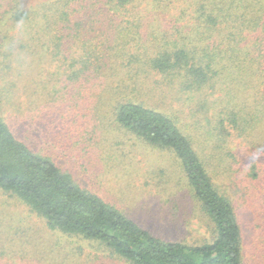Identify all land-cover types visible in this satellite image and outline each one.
Instances as JSON below:
<instances>
[{
  "label": "trees",
  "instance_id": "1",
  "mask_svg": "<svg viewBox=\"0 0 264 264\" xmlns=\"http://www.w3.org/2000/svg\"><path fill=\"white\" fill-rule=\"evenodd\" d=\"M138 8L146 15L133 14ZM124 15L126 27L119 20ZM89 19L114 23L111 39L100 44L110 54L99 56L98 42L72 58L67 49L79 36L72 30ZM150 20H166L171 30L159 31L151 43L140 41ZM1 48L0 89L13 96L20 83L29 86L24 95L31 111L32 100L38 99L41 112L57 113L53 103H62L69 112H60V120L78 119L73 97L91 101L95 89L97 104L110 111L109 124L95 134L111 135L118 147L111 154L103 136L89 138L92 145L65 131L64 139L52 138L61 122L53 118L41 120L47 142L38 147L37 135L24 139L4 118L0 98V191L25 203L50 230L97 243L127 264H246L247 228L264 217V0L29 2V54L49 50L62 71L33 81L30 69L38 60H29L28 77L15 68L13 53L2 61ZM39 59L44 61L41 52ZM108 67L115 70L103 72ZM80 87L87 93H76ZM67 90L72 95H61ZM58 146L66 154L79 150L87 166L99 168L91 170L95 182L108 179L103 188L121 203L84 187L54 153ZM243 148L251 162L241 156ZM141 156L157 167L158 201L135 184V176H149ZM116 159L120 175L108 165ZM84 179L92 181L87 174ZM248 208L257 216L246 215ZM198 213L212 229L204 242L163 240L148 229L168 221L179 230L182 218ZM256 255L264 262V250Z\"/></svg>",
  "mask_w": 264,
  "mask_h": 264
},
{
  "label": "rangeland",
  "instance_id": "2",
  "mask_svg": "<svg viewBox=\"0 0 264 264\" xmlns=\"http://www.w3.org/2000/svg\"><path fill=\"white\" fill-rule=\"evenodd\" d=\"M35 1L40 0H0V48L2 47L1 52L3 54L1 59L3 61L5 56H8L9 53H13L15 58L18 59V62L15 64V68H18V72H23L28 77L29 60H38L37 64L33 63L32 71L30 69L31 79L33 81H36L41 74H45L44 78L48 79L51 74L62 71V69L58 67V63H55L56 61L55 57L53 58V53L49 50H37L34 56L29 54V2L32 3ZM141 10L143 9L138 8V10H136L133 14L139 15L141 18L142 15H146L145 11L144 13H140ZM85 16L86 18H89V15ZM92 18L95 19L94 17ZM119 20H125L126 23H123L122 26H127L126 20H128V16H125L124 19L122 17ZM119 22L121 23L122 21L116 22V25L119 24ZM165 22L166 20H164L163 25H161L160 21L156 20H150L148 23L145 22L144 26H146V29L144 28L142 31L143 34L140 36V41L151 43L155 37L160 34L159 31L164 32L171 30L170 25L165 24ZM113 24L114 23L105 21V23L99 26L97 21L89 19L85 20L81 29L74 28L72 30L73 35L78 33L79 36L75 37V39L69 43L68 49L66 47V49L69 50V56L80 59L85 55L84 53L87 52L85 47H89L98 42L99 45L106 43L107 40L111 39L108 26ZM156 31H158V33H155ZM101 32H103L104 35L101 36ZM12 46L14 47L13 52L10 50ZM100 47L102 49V54L98 53L99 49L96 47L93 53H98L101 57H106L110 54V50L107 49L106 46L103 47L100 45ZM39 52L43 54V62L39 59ZM124 54L120 53L118 55L119 57H123ZM53 64L55 66H53ZM114 70L115 68L110 69V67H108L105 68L103 72L110 73L109 71L113 72ZM25 81L29 82V80ZM3 84L4 82L0 81V85L4 86ZM21 84L22 83H20L17 88L12 89V92H14L13 96L6 94L7 90L0 89L3 116L7 121H10V123L12 122L11 124L15 126V130L18 135L24 138L25 134H35L39 138V142L36 143L37 146H44L47 141L42 135L44 134L47 136L45 130L46 125H43L41 120H47V118L58 119V122L61 121L60 126L58 127L60 128L58 132H55V135H52L53 133L51 131L50 134L52 138L54 137L57 140L64 139V135H62V133L65 131L66 133L71 134L72 138H81V140H83V138H88L87 143L92 145L93 142H91L89 138L96 139L104 135L105 132H103V135L98 133V135H96L95 132L102 130V126L106 124V122L109 124L108 117L110 115V111L105 106L97 104L95 99V89H90L91 101L86 100V97L81 101L79 98L81 95H75L73 97V101L77 106H79L78 108L81 109V113H76L78 119L70 120L67 118L64 120V118H62L60 120L61 114L63 115L66 112H69V109H65L62 103L59 105L56 102V104L53 103V105L57 108V113L54 110L41 112V104H38V99H36L32 100V103L35 105H33V111H31L32 107H29V95H24L29 92V86L26 87L23 86L24 84ZM21 87L22 90L20 91ZM50 88L56 89L57 83L52 84ZM80 91H77L76 93H87L86 88L80 87ZM68 94L72 95L69 90L61 93L63 96ZM8 97L10 98L8 99ZM59 101L62 102V100ZM51 104V101L48 102V105ZM104 105H107V103H104ZM18 106L21 107V111L16 109ZM86 116H89V118H85ZM36 118L37 120H34ZM103 137L109 139L107 140L109 143L108 147L111 148L109 152L111 154L113 152L114 154L118 147L114 141V137L111 135ZM243 150L244 151L241 150V156L249 162L250 158L248 157V153L244 148ZM65 152V148L62 146L55 147L54 153L61 158V161H59L64 163L70 170L76 172V179L84 187L98 192L110 202H114L115 204L121 203L119 200L116 201L110 197V193H112L111 191L108 192L107 189L103 188L106 185H109L108 179H106L102 184L95 182L96 173H92L91 170L99 168L94 165L87 166V161L81 157L79 150L70 154H66ZM65 155H67L68 158L64 157ZM140 158L150 177L148 175H137L134 177V180H136L135 184L139 186L141 190L149 189L151 194H153L154 198L158 201V198L162 195V185H158L159 180L156 179L155 175L152 173V170H155L157 167L152 164L151 160L148 161L142 156ZM117 161L118 159L113 162L110 160L108 163V165H113L110 168V170H113V175L116 173L117 175H120L121 173V168H119ZM86 174L92 177L93 182L90 180L85 181L84 176ZM237 175L242 180L245 179L242 171H239ZM148 182L149 186H147ZM99 185H101V187H99ZM260 199L263 200L262 198ZM242 204L243 202H239L238 205ZM122 206L124 207V205ZM262 208H264V204H262ZM247 210L248 212H246V215L249 214L250 216H253L256 214L257 216V211H251V208H248ZM201 217L200 213H198L197 218L196 216L192 219L190 217L182 218V221L178 223V225H180L179 230L173 229V223L168 221L162 223L163 226H159L160 223H156V225L154 224L155 227L148 225V229L163 240H185L189 243L204 242L206 239L211 237L212 229L207 230L208 222H203ZM253 219L255 220V218ZM246 247L248 248L246 249L245 254L246 264H264V262L258 261V258L261 256L256 255V253L261 255L264 250V217H262L261 220L257 217L255 226H249L247 228ZM0 264L127 263L114 256L110 251L102 248L97 243L88 242L78 237L50 230L47 226V222L32 212L25 203L10 194L0 191Z\"/></svg>",
  "mask_w": 264,
  "mask_h": 264
}]
</instances>
